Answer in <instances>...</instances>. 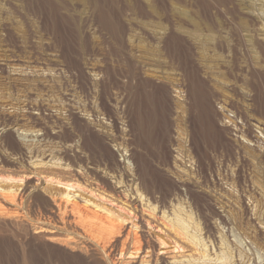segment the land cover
Masks as SVG:
<instances>
[{"label": "rangeland", "instance_id": "obj_1", "mask_svg": "<svg viewBox=\"0 0 264 264\" xmlns=\"http://www.w3.org/2000/svg\"><path fill=\"white\" fill-rule=\"evenodd\" d=\"M226 1L167 0L185 14L183 45L167 58L155 0H0V197L16 198L5 206L34 223L69 193L68 205L121 228L115 255L99 250L104 264H264V0ZM181 58L195 63L201 95L179 91ZM206 118L234 129L219 135ZM246 120L252 137L240 127ZM19 219L1 224L0 264H87L47 247L24 259ZM141 219L142 229L131 227ZM49 228L62 246L88 244L71 223ZM140 234L152 251L136 252Z\"/></svg>", "mask_w": 264, "mask_h": 264}, {"label": "bare ground", "instance_id": "obj_2", "mask_svg": "<svg viewBox=\"0 0 264 264\" xmlns=\"http://www.w3.org/2000/svg\"><path fill=\"white\" fill-rule=\"evenodd\" d=\"M33 1V0H32ZM191 1V0H190ZM212 1V0H211ZM220 1V0H219ZM227 1H229V0H227ZM226 1V2H227ZM52 2V1H51ZM64 2V1H63ZM98 2V1H97ZM134 2V1H133ZM133 2H132V6H136V10H137V13H138V15H141V14H145L144 16L146 17H148V16H151L152 14V12L151 13H149L148 11H147V9H145V5H143V4H141V2L138 4V3H136V5L134 4L133 5ZM155 2H156V5H158V9L160 10L161 9V12L164 14V23H166V26H163V22H162V25H161V27H160V25L159 26H156V24L157 23H155V25H153V21H149L148 22V24H147V26H152V27H155V28H158V27H160L164 32V36H161V37H163V39H162V48H164V50H165V52H166V54H167V58H170L169 56H171L170 55V51H171V49L173 50V46L176 44L177 46L179 45V46H181V44L183 45V41L185 40V37H184V35L181 33L182 31H179L180 29V27L178 26V23L179 22H181V21H184L185 22V20L182 18V17H184L183 15H185V14H182L183 12L182 11H179L178 12V10L175 12L174 10H172V8H170L169 7V2H167V0H155ZM43 3V2H42ZM60 3V2H59ZM143 3V2H142ZM64 4H65V2H64ZM105 4V3H104ZM145 4V3H144ZM189 4V3H188ZM27 5V4H26ZM32 5V4H31ZM55 5V4H54ZM155 5V6H156ZM171 5V4H170ZM38 6V5H37ZM48 6V5H47ZM190 6V5H189ZM194 6V5H193ZM196 6V5H195ZM46 7V6H45ZM102 7V6H101ZM191 7V6H190ZM135 8V7H134ZM149 8V7H148ZM152 8V7H151ZM212 8V7H211ZM178 9V8H177ZM208 9H209V7H208ZM233 9V8H232ZM235 9V8H234ZM152 10V9H151ZM206 10H207V7H206ZM205 10V11H206ZM219 10H220V8H219ZM37 11V10H36ZM230 11H231V9H230ZM182 12V13H181ZM217 12H218V10H217ZM170 13H172V14H174L176 17H174V18H177L178 20L177 21H175V20H172L171 19V17H173V16H169L170 15ZM185 13V12H184ZM52 14V13H51ZM171 14V15H172ZM154 15H155V11H154ZM114 17V16H113ZM189 17V16H188ZM151 18H153V17H151ZM162 19V18H161ZM160 19V20H161ZM206 19V18H205ZM159 20V21H160ZM188 20V19H187ZM186 20V21H187ZM190 21V20H189ZM206 21H208V20H206ZM210 22V21H209ZM65 23V22H64ZM188 23V22H187ZM161 24V23H160ZM121 25V24H120ZM180 25V24H179ZM163 26V27H162ZM152 27H150V28H152ZM212 27V26H211ZM160 28H159V30H160ZM188 30V29H187ZM7 31H9V30H7ZM154 31V30H153ZM191 34H192V32H190ZM163 35V34H162ZM220 35V34H219ZM120 37V36H119ZM149 37V36H148ZM221 40H219V42H220ZM218 43V42H217ZM222 42H220V44H221ZM151 44V43H150ZM218 45V44H217ZM176 46V47H177ZM172 47V48H171ZM219 47L221 48V45H219ZM224 47V46H223ZM178 48V47H177ZM176 48V49H177ZM220 48H218V50L220 49ZM231 48H232V46H231ZM263 48V47H262ZM175 49V50H176ZM264 49V48H263ZM179 51L181 50V48L180 49H178ZM232 51H233V49H232ZM264 51V50H263ZM262 51V52H263ZM219 52V51H218ZM261 52V53H262ZM174 55V54H173ZM177 55V54H176ZM173 57H175V55L174 56H172V58ZM176 58V57H175ZM186 58V57H185ZM178 59V58H177ZM182 59V58H181ZM188 59V58H187ZM186 59V60H187ZM219 59V58H218ZM246 59V58H245ZM185 60V59H184ZM184 60L182 59V61H180V62H178V67H177V70H178V68H179V70H180V76H181V78H180V81L178 82V84H179V87L181 88V89H179V91L181 90L183 93L185 92L187 95L189 94V95H191L190 93H192V95H193V92L194 93H197V94H199V95H201L200 93H198V91H199V86H198V84L199 83H197L199 80V82H201V79H199L198 80V78H199V75H198V78H197V67L195 66V63L191 60V61H188V63L186 62V63H184ZM236 60V59H235ZM178 61V60H177ZM176 61V62H177ZM167 62V61H166ZM171 63H172V60L170 61ZM132 64V63H131ZM169 64V63H168ZM78 65V64H77ZM172 65V64H171ZM79 66V65H78ZM175 66V65H174ZM171 67V66H170ZM138 68L139 67H137V71L135 72V77L137 78V79H139L140 80V78H142V75H141V73H140V71L138 70ZM168 68V67H167ZM142 69V68H141ZM250 70V69H249ZM252 70V69H251ZM258 71V70H257ZM200 73V72H199ZM256 73V72H255ZM132 74V73H131ZM257 74H258V72H257ZM119 76V75H118ZM134 76V75H133ZM191 76H193V77H191ZM194 77L196 78V80L194 79ZM207 77V76H206ZM192 78H193V80H192ZM250 78V77H249ZM258 78V77H257ZM261 78V77H260ZM175 79V78H174ZM173 79V80H174ZM262 79V78H261ZM260 79V80H261ZM129 80H131V79H129ZM143 80V79H142ZM141 80V81H142ZM206 80V79H205ZM251 80V79H250ZM126 81H127V79H126ZM116 82H118V81H116ZM143 82V81H142ZM172 82V81H171ZM252 82V81H251ZM263 82V81H262ZM129 83V82H128ZM144 83V82H143ZM119 84V83H118ZM142 84V83H141ZM147 84V83H146ZM149 84V83H148ZM147 84V85H148ZM193 84H195V86L193 85ZM202 84H204L203 82H201V87L203 86ZM252 85H253V83H251ZM262 84V83H261ZM260 84V85H261ZM122 85V84H121ZM131 84H129V86H130ZM164 85H166V84H164ZM205 86V85H204ZM168 86L166 85V86H161L160 87V89L162 90V91H164V92H166V91H168L169 90V88H167ZM253 87V86H252ZM203 88V87H202ZM262 88V87H261ZM121 89V88H120ZM123 89V88H122ZM204 89V88H203ZM264 89V88H263ZM178 90V89H177ZM177 90H176V92H177ZM253 90H255V88L253 89ZM124 91H125V89H124ZM128 91V90H127ZM154 91V90H153ZM178 91V92H179ZM178 92H177V94H178ZM236 92H237V90H236ZM122 93V92H121ZM125 93V92H124ZM127 93V92H126ZM167 93V92H166ZM182 93V94H183ZM181 95V94H180ZM179 95V96H180ZM184 95V94H183ZM188 95V96H189ZM191 95V96H192ZM164 96V95H163ZM182 96V95H181ZM188 96H187V98H188ZM194 96L196 97L197 95L196 94H194ZM126 97V96H125ZM124 97V98H125ZM184 97V96H183ZM198 97V96H197ZM252 97V96H251ZM121 98H123V97H121ZM127 98V97H126ZM168 97H166L165 99H167ZM185 98V97H184ZM117 99V98H116ZM169 99V98H168ZM189 99H190V101H191V98L189 97ZM188 99V100H189ZM254 99V98H253ZM139 100V99H138ZM163 100V99H162ZM198 100V99H197ZM119 101V100H118ZM121 101H122V99H121ZM169 100H167V102H168ZM120 102V101H119ZM126 102V101H125ZM129 102V101H128ZM164 102H166V101H164ZM200 102V101H199ZM231 102V101H230ZM170 103V102H169ZM168 103V104H169ZM192 103H193V101H192ZM211 103H213V102H211ZM189 105H190V103H188ZM102 105L105 107L104 109L107 111V113H109V115L111 114V111H112V109H111V107H110V105L107 103V101L106 102H104V101H102ZM128 105V104H127ZM116 106V105H115ZM167 106V105H166ZM171 106V105H170ZM169 106V107H170ZM189 107H192V106H189ZM212 107V106H211ZM130 108V107H129ZM133 108V107H132ZM171 108V107H170ZM195 107H193V109H194ZM236 108V107H235ZM215 109V108H214ZM234 109V108H233ZM120 110V109H119ZM130 110V109H129ZM129 110H128V113H129ZM211 111H212V108L210 109ZM238 111H239V109H237ZM132 111V110H131ZM193 111V110H192ZM192 111H190V112H192ZM216 111V110H215ZM214 111V112H215ZM119 111H117V109L115 108V115L118 113ZM121 112V111H120ZM189 112V111H188ZM122 113V112H121ZM194 113V112H193ZM236 113H237V116H243V115H241L240 114V112H237L236 111ZM204 114V113H203ZM218 114V113H217ZM205 115V114H204ZM123 116H124V114H123ZM135 116V115H134ZM137 116V115H136ZM135 116V117H136ZM231 116V115H230ZM217 117H219V116H217ZM76 118V117H75ZM129 118V117H128ZM138 118V117H137ZM136 118V119H137ZM238 118V117H237ZM130 119V118H129ZM132 119V118H131ZM207 119V118H206ZM243 119H245V118H243ZM137 120H139V119H137ZM210 120V122H211V126L212 127H218V129H217V132H218V134L220 135L221 133H223V132H221V129L223 130V131H225V134H228V133H230L234 128H230L231 126V124L229 125L228 124V122L226 123V124H221L222 125V127L223 128H219V121L217 122L216 121V118L215 119H207V122ZM231 121H232V123L233 122H235L234 121V119H230ZM5 121V120H4ZM135 121V120H134ZM142 121V120H141ZM6 122V124H3V125H5V126H3V128L4 127H6V126H8V125H10L11 124V122L9 121V119L8 120H6L5 121ZM130 122L132 123V121L130 120ZM138 122V121H137ZM242 122V121H241ZM76 123H77V126L76 127H78L80 130H83V131H87L88 132V134H89V131H90V129H89V127L86 125V123H84V122H82L80 119H77L76 120ZM134 123V122H133ZM136 123V122H135ZM225 123V122H224ZM170 124V123H169ZM136 125H137V123H136ZM232 125H235L236 126V128H240V127H243V126H245V128H241V129H244V130H247V131H244V130H242V131H244V132H246L245 134H247V135H249L250 137H252V130H251V127L249 126V124H248V122H247V120L244 122V124L242 125L241 124V126L239 127L236 123H234V124H232ZM129 126V125H128ZM127 126V127H128ZM113 127L115 128V131L117 130V119H116V117H115V121L113 122ZM129 128H132L131 126L129 127ZM78 129V130H79ZM6 130H8V129H6ZM76 130V129H75ZM239 130V129H238ZM93 131V130H92ZM241 131V132H242ZM46 132V131H45ZM79 132V131H78ZM117 132V131H116ZM82 132H80V134H81ZM86 133V132H85ZM91 133V132H90ZM236 133V132H235ZM87 134V133H86ZM264 134V133H263ZM7 136H6V138H5V141L7 142V144L8 145H10V146H16L18 149H19V146H18V142L16 141L17 139H15L16 137L13 135V133L12 132H7V134H6ZM45 135H47L46 133H45ZM93 135H95V133L93 134ZM217 135V134H216ZM84 136H86V135H84ZM89 136V135H88ZM90 136H91V134H90ZM97 137V136H96ZM92 138V137H91ZM93 139V138H92ZM231 141V140H230ZM105 152L106 153H108V158H109V160H110V164L111 165H118V161H117V159H116V157H115V153L109 148V147H107V146H105ZM130 154V153H129ZM67 155V154H66ZM129 156V155H128ZM119 166V165H118ZM124 174V173H123ZM117 176V175H116ZM118 177V176H117ZM119 178V179H118ZM117 179H118V183H121V180H122V177L120 176V177H118ZM24 179V178H23ZM72 185H75V184H72ZM72 185H66V186H72ZM107 186H109V187H115V188H117L116 186H112L110 183H108V184H106ZM76 186V185H75ZM1 192V191H0ZM6 194V193H5ZM8 194V193H7ZM69 194V193H68ZM68 194L65 192V194L63 195L62 194V192H61V197L63 198H61L60 199V202H55V200H54V202L52 201V207L51 206H48V209H46V214H45V219L43 218V220H41V219H39L38 217V219H37V221L36 222H34V223H32V221H31V223L30 222H27V220L25 221V220H23V219H19L18 218V210L16 209V210H14V209H11L10 207H7V205L5 206V201H6V203L8 202V204L10 203V205L12 206V204H13V202H15V199L16 198H14V197H9L8 198V196H6V197H0V228H2V226H1V224H3V222H4V220L6 221V220H8L9 222H17L16 220H21L20 222H24V231H25V233H26V236H21L19 239H18V244L19 245H21V246H23L24 245V247H23V249L21 250V252H23L25 255L23 256V258L24 259H29V261L31 262V263H33L32 262V255L31 254H33L32 253V251H34L35 249H37V248H44V247H47L48 248V251H49V248L50 249H52V250H54V253H55V251H57V252H60V253H63V254H65V255H68L69 253L68 252H65L66 251V249H68V250H70L71 252H77L78 254H77V258H79V259H81L84 263H87L88 264V262H94L95 264H104L103 263V257H100V253H99V250L100 249H106L105 251H107L106 253H108L110 256L111 255H115V248H116V244H115V242L117 241V244H118V236H119V233H120V229H116V228H118V227H116L114 224H113V222H112V220L111 219H106V220H104V219H102L101 218V215L100 216H98V215H96L95 214V212L94 211H92L93 213H91V216H89L87 213H83L82 211H81V208L79 207V204H78V202H73L71 205H68L67 204V200H68ZM4 196V195H3ZM40 198H41V200L43 199L45 202H48L49 203V198L47 199V197H45V196H41V194H40ZM65 199H66V201H65ZM43 202V201H42ZM44 202V203H45ZM61 202H63L64 204H62ZM20 203V202H19ZM86 204V203H85ZM64 205V206H63ZM96 206V205H95ZM15 208V207H14ZM91 209V208H90ZM89 209V210H90ZM95 209V208H94ZM92 210V209H91ZM83 211H84V209H83ZM106 211V210H105ZM112 211V210H111ZM42 212V211H41ZM85 212V211H84ZM116 213V212H115ZM215 213V212H214ZM90 214V213H89ZM216 214V213H215ZM37 215V214H36ZM107 215L110 217L112 214L109 212V211H107ZM30 216V215H29ZM41 216V215H40ZM43 216V215H42ZM41 216V217H42ZM119 216V215H118ZM118 216H117V218H118ZM216 216H219V215H216ZM22 217V216H21ZM87 217V218H86ZM91 217H93V218H91ZM220 217H222V216H220ZM35 218V217H34ZM111 218V217H110ZM116 218V219H117ZM16 219V220H15ZM8 221H7V223H8ZM145 221H147V219H141L140 220V225H137V223H134V224H132L131 225V227L133 226V227H137V228H139L140 227V229H142V227H144V223H145ZM180 222V224H183V222L180 220L179 221ZM69 223H71L73 226H75V228L76 227H78V228H80V231H81V235L83 236V237H85L88 241V244L87 243H83L81 246H79V247H75V246H73V247H71L72 245H73V243L70 245V244H68L67 242H66V244H63V245H66V246H62V245H60L59 243H60V237L58 236V235H56L57 233H56V231H51V228H49L50 227V224H52V225H55V226H61V227H64L66 224H69ZM117 222H115V224H116ZM12 224V223H11ZM118 224V223H117ZM116 224V225H117ZM14 226V225H13ZM22 226H23V224H22ZM122 226V225H121ZM67 227H68V225H67ZM183 228V227H182ZM130 229V228H129ZM2 232H0V239H2L3 238V234H1ZM128 233V232H127ZM127 233H126V236H128L127 235ZM124 234V233H123ZM21 234H18L17 235V237H19ZM58 236V237H57ZM124 236L122 235V238H123ZM11 239V238H10ZM120 239V238H119ZM123 239H125V238H123ZM127 239V238H126ZM60 240V241H59ZM7 241H9V240H7ZM6 241V242H7ZM58 241H59V243H58ZM71 241V240H70ZM83 241H84V239H83ZM5 242V243H6ZM11 244V246L13 245L14 247H15V245H16V242H14V241H9ZM8 242V243H9ZM55 242H57V243H55ZM62 242V241H61ZM89 242H92V243H94V244H92V246L90 247V245H91V243L89 244ZM121 242V241H120ZM212 242V241H211ZM1 243H2V241H1ZM7 243V244H8ZM137 243H138V247L136 248V252L138 253V251L140 250V251H149V249H151L150 251H152V247H151V243L147 240V238L145 237V235H142V234H140V236L138 237V240H137ZM62 244V243H61ZM128 244V243H127ZM80 245V244H79ZM120 245V244H119ZM1 246V245H0ZM213 246V245H212ZM5 248V247H4ZM3 248V249H4ZM6 248H7V246H6ZM18 248V247H17ZM155 248V247H154ZM1 249H2V246H1ZM7 249H11L9 246H8V248ZM124 249V248H123ZM47 250V249H46ZM117 250V249H116ZM5 251L7 252V250L5 249ZM11 251V250H10ZM36 251V250H35ZM130 251V250H129ZM146 251V252H147ZM9 252V251H8ZM12 252V251H11ZM20 252V251H19ZM20 252V253H21ZM50 252V251H49ZM126 252V251H125ZM135 252V253H136ZM145 252V253H146ZM37 254H38V252H36ZM52 253V252H51ZM120 253V252H119ZM130 253V252H129ZM141 253V252H140ZM148 253H150V252H148ZM153 253V252H152ZM27 255H28V258H27ZM52 255V254H51ZM59 255V254H58ZM57 255V256H58ZM107 255V254H106ZM150 255V254H149ZM14 256V255H13ZM16 256V255H15ZM22 256L20 255V257H21V259H22ZM54 256V255H53ZM56 256V257H57ZM68 256H70V255H68ZM156 256V255H155ZM155 256H153V258H155ZM62 257V256H61ZM105 257V256H104ZM4 258H6V256L4 257ZM10 258V257H9ZM17 258V257H16ZM52 258V257H51ZM58 258V257H57ZM63 258V257H62ZM71 258V257H70ZM88 258H90L91 260L90 261H88ZM2 259V258H1ZM7 259V258H6ZM13 259H14V257H13ZM66 259H68V258H66ZM62 260V259H61ZM64 260V259H63ZM115 260V259H114ZM157 260V259H156ZM155 260V261H156ZM5 261V260H4ZM3 261V262H4ZM9 261V260H8ZM18 261V260H17ZM57 261H58V259H57ZM141 261V260H140ZM7 262V261H6ZM21 262H22V260H21ZM19 263H20V260H19ZM142 263V262H141ZM148 263V262H147ZM3 264V263H2ZM27 264V263H26ZM36 264H38V263H36ZM49 264V263H48ZM59 264V263H58ZM92 264V263H91ZM160 264H165L164 262H162V263H160Z\"/></svg>", "mask_w": 264, "mask_h": 264}]
</instances>
